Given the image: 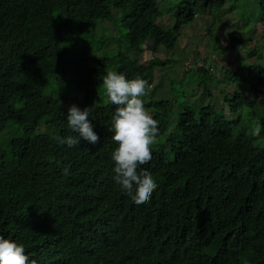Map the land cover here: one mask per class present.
Returning a JSON list of instances; mask_svg holds the SVG:
<instances>
[{"label":"trees","instance_id":"16d2710c","mask_svg":"<svg viewBox=\"0 0 264 264\" xmlns=\"http://www.w3.org/2000/svg\"><path fill=\"white\" fill-rule=\"evenodd\" d=\"M227 1L187 2L165 31L157 24V0H0V133L8 122L22 131L9 139L6 152L0 148V233L23 243L38 264H264V140L231 127L212 107L180 111L167 140L172 161L152 148L153 159L140 169L150 171L158 187L144 205L112 178L117 142L109 126L116 106L107 95L105 106L92 107L96 144L52 139L73 135L64 116L68 107L83 108L95 97L109 65L146 79L149 90L153 79L166 76L153 71L167 62L138 65L139 54L171 50L196 12L220 10ZM257 6L264 19V0ZM113 11L122 13L125 51H133L136 62L120 52L94 60L95 67L81 60L67 65L63 44L75 39L72 28L92 33ZM55 13L64 16L59 24ZM59 69L86 102L42 95ZM205 73L197 87L208 92L214 77ZM229 81L237 88L225 99L230 113L259 109L251 99H264V67L238 68ZM145 106L162 129L169 103L161 98ZM261 111L256 126L264 125ZM41 125L54 133L34 134Z\"/></svg>","mask_w":264,"mask_h":264},{"label":"rangeland","instance_id":"374dc122","mask_svg":"<svg viewBox=\"0 0 264 264\" xmlns=\"http://www.w3.org/2000/svg\"><path fill=\"white\" fill-rule=\"evenodd\" d=\"M192 1L157 0L160 10L157 24L167 31L175 10ZM121 15L122 13L113 11V17L110 20L98 21L92 33H90L91 28L79 33L78 27L74 26L72 30L75 39L70 38L63 44L66 50V64L74 66L81 60L95 67L94 60L112 58L120 52L136 62L135 53L125 51L123 37L125 30L121 26ZM63 20L64 16L60 20V16L55 13L56 24ZM234 38L239 41L235 46H231V39ZM150 61L157 64L167 62L166 66L155 68L153 71L155 77L161 74L166 76L161 80L153 79L145 97V103L161 98L169 103L168 110L162 117L163 128L160 129L158 140L152 147L162 149L166 162L172 161L173 158L167 140L173 136L177 116L185 107L197 111L200 107L210 106L226 117L231 127L238 131H245V134L259 143L263 142L264 138L253 137L250 132L261 118L264 99H251L259 109L243 108L235 114L228 111L225 103V99H231L237 90L229 81L236 69L251 65L264 67V19L259 12L257 0H228L220 10L196 12L195 20L180 29L178 42L171 50H161L156 54L143 51L139 54L137 64H146ZM109 69H116V66L109 65L103 73ZM204 71L208 72L205 75L213 74L214 77L209 84V93L205 92L201 86L197 87L199 79L201 83L203 82L200 78L202 75L199 76V74H204ZM101 75L95 97L87 102L84 95L76 90L70 74L64 73L62 69H59L56 77L43 88L42 95L54 98H76L85 101L86 106L93 107V104L105 106L107 97L106 94L101 93L102 90L105 91L101 84ZM160 94L166 96L160 98ZM147 110L152 115L155 114L154 110ZM42 133L53 134L54 130L45 125L34 130V134ZM21 134V129L8 122L6 128L0 133V148L6 152L9 139Z\"/></svg>","mask_w":264,"mask_h":264},{"label":"clouds","instance_id":"9594fccd","mask_svg":"<svg viewBox=\"0 0 264 264\" xmlns=\"http://www.w3.org/2000/svg\"><path fill=\"white\" fill-rule=\"evenodd\" d=\"M101 84L108 100L115 105L109 130L117 142L111 152L113 180L137 205L148 203L151 194L158 187L153 174L140 169L153 159L152 147L159 137V121L145 106L149 82L139 75L128 77L124 72L109 69L101 75ZM65 116L67 127L73 135H53L52 139L68 146L79 145L81 139L96 144L100 140L94 131L92 106L81 108L76 104L68 107ZM264 125L253 128L250 135L260 136ZM65 174L68 168H63ZM0 264H38L31 259L25 245L0 233Z\"/></svg>","mask_w":264,"mask_h":264}]
</instances>
